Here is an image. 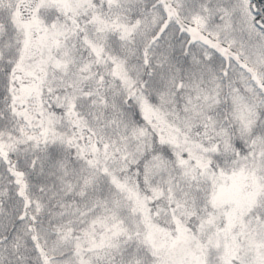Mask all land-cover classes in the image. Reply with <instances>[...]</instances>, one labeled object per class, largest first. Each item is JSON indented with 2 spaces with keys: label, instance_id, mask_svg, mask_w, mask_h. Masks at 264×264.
Wrapping results in <instances>:
<instances>
[{
  "label": "snow or ice",
  "instance_id": "obj_1",
  "mask_svg": "<svg viewBox=\"0 0 264 264\" xmlns=\"http://www.w3.org/2000/svg\"><path fill=\"white\" fill-rule=\"evenodd\" d=\"M0 264H264V0H0Z\"/></svg>",
  "mask_w": 264,
  "mask_h": 264
}]
</instances>
